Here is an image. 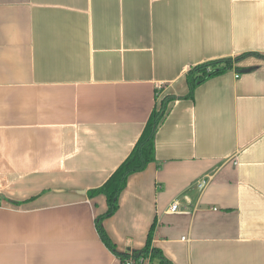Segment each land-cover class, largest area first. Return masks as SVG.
I'll use <instances>...</instances> for the list:
<instances>
[{
  "label": "crops",
  "instance_id": "0c3cea01",
  "mask_svg": "<svg viewBox=\"0 0 264 264\" xmlns=\"http://www.w3.org/2000/svg\"><path fill=\"white\" fill-rule=\"evenodd\" d=\"M247 52L264 55V0H0V264H119L88 191L192 66ZM237 66L254 69L169 104L157 161L103 220L119 252L155 224L173 264H264V57Z\"/></svg>",
  "mask_w": 264,
  "mask_h": 264
},
{
  "label": "trees",
  "instance_id": "16d2710c",
  "mask_svg": "<svg viewBox=\"0 0 264 264\" xmlns=\"http://www.w3.org/2000/svg\"><path fill=\"white\" fill-rule=\"evenodd\" d=\"M252 54H258L264 57V55L260 53L247 52L236 57L212 59L192 66L186 72L189 92L180 97L167 95L162 98L160 103H157L151 112L144 130L129 156L119 165V167L111 174L102 186L88 191V195L90 197H94L98 194H104L107 198L108 208L104 213L97 216L96 225L102 240L118 255L122 262L130 257L137 259L141 256L150 255L157 261V264H173L172 261L164 255L161 249L152 245L155 224H153L149 231L146 245L141 250L130 253L119 252L117 250V245L106 231L103 225V220L114 214L119 208V196L121 191L126 187L129 176L135 172L144 170L150 163L157 161L155 151L156 134L168 113L169 104L178 98H194L195 90L199 85L212 77L225 73L228 70L236 68L237 71L248 72L254 69V67L237 66L242 59Z\"/></svg>",
  "mask_w": 264,
  "mask_h": 264
},
{
  "label": "built area",
  "instance_id": "2783aa9c",
  "mask_svg": "<svg viewBox=\"0 0 264 264\" xmlns=\"http://www.w3.org/2000/svg\"><path fill=\"white\" fill-rule=\"evenodd\" d=\"M210 178L209 176H205L203 178H201L197 184L199 187H204L208 184ZM178 206H179V203L177 201H175L171 207H170V210L173 211V212H176L178 210ZM119 264H157V261L154 260L150 255L149 256H141V257H138L137 259L134 258V257H130L128 258L127 260L125 261H121L119 259Z\"/></svg>",
  "mask_w": 264,
  "mask_h": 264
}]
</instances>
